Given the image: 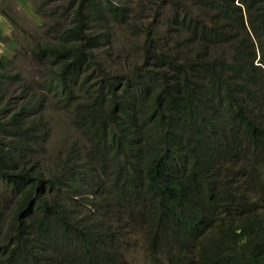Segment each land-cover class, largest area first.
Masks as SVG:
<instances>
[{"label": "trees", "instance_id": "1", "mask_svg": "<svg viewBox=\"0 0 264 264\" xmlns=\"http://www.w3.org/2000/svg\"><path fill=\"white\" fill-rule=\"evenodd\" d=\"M159 1L152 28L158 33L160 20L166 30L144 42V61L130 71L109 74L93 53L109 44L110 23H127V1L79 0L74 27L58 34V44L32 51L54 72L39 81L42 92L23 85L16 108H0V183L17 198L0 239V264H126L120 235L107 223V198L120 217L137 224L150 213L159 222L161 234L151 223L148 233L163 259L172 257L165 242L173 254L175 240L199 252V264H264L261 216L233 214L230 207L244 204L245 195L232 194L219 177L225 150L239 158L264 149V0H170L169 12ZM4 66L0 60V106L5 84L16 79L1 73ZM47 96L62 109L74 105L89 142L94 164L77 166L75 182L45 179L25 161L45 139ZM261 176L256 169L255 186ZM78 200L99 218L72 215ZM225 217L235 224L224 225ZM218 221L214 246L206 247L201 235ZM171 225L184 233L169 232Z\"/></svg>", "mask_w": 264, "mask_h": 264}, {"label": "rangeland", "instance_id": "2", "mask_svg": "<svg viewBox=\"0 0 264 264\" xmlns=\"http://www.w3.org/2000/svg\"><path fill=\"white\" fill-rule=\"evenodd\" d=\"M14 1H0V18L2 17L9 26L4 34L9 36L10 42V45L3 43L0 46V60L5 63L4 68H1V73L16 77L15 80L5 84V98L2 100L0 108L10 112L16 108L15 98L23 85L31 86L33 92H42L38 85L39 81L53 70L49 61L43 60V64H37L32 51L41 44H58V34L61 33L60 35H62L65 30L74 27V17H76L79 0L74 1L75 6L72 8H68L71 0ZM125 1H127L129 8L127 23L122 25L110 23L108 25L109 44L93 51L101 68L109 74L115 71L118 73L127 72L140 67L144 61L145 43L151 38L161 37L166 30L165 23L159 20L160 23L157 24L158 28L156 29L158 33L154 34L153 32L152 18L156 8L153 5L156 0H119V2ZM168 1L170 0H165L163 5L166 12L171 10L169 5L165 4ZM24 8L28 10L31 8L32 13H28ZM91 29H93L92 25L86 30V34H91ZM193 43L196 45V42ZM90 80V83L96 82L95 85L98 86V79ZM77 95L78 97L83 96L80 101L87 103L84 94L79 91ZM5 101L9 102L3 104ZM54 101L48 96L44 100L45 139L41 148L30 159L26 158L25 161H29V164L35 163V169L43 172L42 176L45 179L61 177L65 182H75L74 172L77 166H81L86 161L94 164V160L88 157L89 142L81 134V129L76 124L73 112L74 105L62 109ZM17 102L16 105L21 103V101ZM227 151L228 149L225 150L219 161L220 165H222ZM245 156L252 160V164L260 166L264 172V164L262 163L264 155H254L249 150ZM66 160L68 161L66 162ZM205 160L206 158L202 161ZM16 199L8 187L0 183L1 205L6 206L0 215V239L4 235L5 222L9 219ZM106 201L109 203L107 223L111 224L116 233L120 235L118 244L126 264H170L161 257L158 245L152 241L154 234L148 233L150 223L151 228H153L156 227L157 221L152 218L150 213H146L145 222L141 221L136 224L127 215L120 217L110 198H107ZM71 204L73 206L69 211L72 212V215L83 212L90 221L99 218L98 212L93 210L90 204L80 200L71 202ZM146 218L148 219L145 220ZM218 223L220 224L219 221ZM171 228L175 234L184 233L178 225H171ZM212 232H219L218 228L214 226ZM156 234H161L158 227H156ZM261 235V241H263L264 227L261 230ZM152 245H154L153 248ZM165 248L168 255L172 256L167 241ZM153 251L156 253L155 256H152Z\"/></svg>", "mask_w": 264, "mask_h": 264}, {"label": "clouds", "instance_id": "3", "mask_svg": "<svg viewBox=\"0 0 264 264\" xmlns=\"http://www.w3.org/2000/svg\"><path fill=\"white\" fill-rule=\"evenodd\" d=\"M233 151V150H232ZM232 151L226 154L224 161L219 170V177L222 182L227 185L228 190L234 195L244 194L245 198L242 201L244 204L230 207V211L239 216L240 218H245L246 216H253L254 214H259L261 216V221L259 223L258 232L261 235V230L264 227V172L262 170L261 184L255 186L254 183V174L255 170L261 168L255 164H252V160H249L245 154L239 158L231 157ZM249 151V150H248ZM252 154V150H250ZM259 154V153H256ZM255 155V154H254ZM261 155H264V149H262ZM242 159H247L248 164L246 166L241 165ZM263 162V160H262ZM252 186H249V184ZM222 216V215H221ZM236 218H224V225L227 222H231L232 225L235 224ZM214 226L219 228L220 224L215 222ZM213 226V227H214ZM213 230V229H212ZM172 231V228L169 227V232ZM203 236L205 239L203 242H206V247L214 246L211 243V239L218 236V232H209L206 236ZM262 237V235H261ZM201 242V241H200ZM173 247V254L171 260L164 259L170 264H199L200 257L199 252H194L193 250H187L182 248L180 242L171 240ZM199 245V242L196 243V246ZM152 256H155L152 253Z\"/></svg>", "mask_w": 264, "mask_h": 264}, {"label": "crops", "instance_id": "4", "mask_svg": "<svg viewBox=\"0 0 264 264\" xmlns=\"http://www.w3.org/2000/svg\"><path fill=\"white\" fill-rule=\"evenodd\" d=\"M1 1V0H0ZM14 1V0H13ZM15 2V1H14ZM28 13H32L30 10H32L31 8H29V10L27 8H24ZM9 26L5 23V20L1 17L0 18V46L3 43H8L10 45L9 42V36L5 35L4 32H6L9 28Z\"/></svg>", "mask_w": 264, "mask_h": 264}]
</instances>
